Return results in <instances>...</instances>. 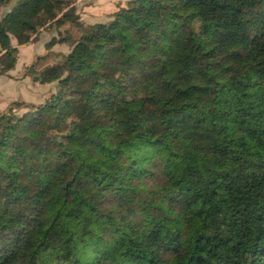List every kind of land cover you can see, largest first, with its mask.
Listing matches in <instances>:
<instances>
[{"label":"trees","instance_id":"obj_1","mask_svg":"<svg viewBox=\"0 0 264 264\" xmlns=\"http://www.w3.org/2000/svg\"><path fill=\"white\" fill-rule=\"evenodd\" d=\"M75 1L0 17V77L11 39L80 32L26 68L55 92L0 115V264H264V0H129L92 25Z\"/></svg>","mask_w":264,"mask_h":264},{"label":"rangeland","instance_id":"obj_2","mask_svg":"<svg viewBox=\"0 0 264 264\" xmlns=\"http://www.w3.org/2000/svg\"><path fill=\"white\" fill-rule=\"evenodd\" d=\"M105 2V0H76L74 5L76 8V13L79 15L80 19H87V17H89L91 14H89L90 12H87L86 9L91 7L94 9L95 7L99 10V12L92 14V20L86 21L92 23H102L107 19L109 20L110 13L112 11H115L116 9L118 10V8H120L118 5H116L115 7L114 5H108ZM16 3L17 0H11L8 5L4 6L0 10V17L4 16L8 11H10V9ZM80 21L82 22V20ZM82 23L86 25L84 22ZM79 36L80 32L76 28L66 24L59 29L54 26L40 29L35 35L31 37L30 42L26 45L18 46L16 44V41L14 39H11V45L13 47H16L18 50L17 64L14 71L12 72L13 77L10 80H8L7 77H0V99H4L6 97L23 98L27 102L18 99L17 101H15V103H25L33 105L42 104L45 99H47L52 93L55 92L56 83H51L39 87L36 86L38 84L32 85L30 80H28L27 82H22L21 78L24 77L26 68L35 63L37 57L39 56H44V59L37 63L36 68L38 69L55 63H61L64 57L70 52L72 44H56L51 49H46V44L52 38L60 39L62 37L69 39L70 42H74L79 38ZM10 105L11 103L8 107H10ZM14 110V112L18 113L24 112V110L19 108H15ZM5 112H3L2 114H4Z\"/></svg>","mask_w":264,"mask_h":264},{"label":"crops","instance_id":"obj_3","mask_svg":"<svg viewBox=\"0 0 264 264\" xmlns=\"http://www.w3.org/2000/svg\"><path fill=\"white\" fill-rule=\"evenodd\" d=\"M106 2V4H108V5H114L115 7H116V5H118L119 7H124L125 6V3L127 2V1H129V0H105ZM116 9V8H115ZM87 10V12H90L89 14H91L89 17H87V19H80V20H82V22H84L86 25H92V24H95V23H92V22H89L90 20H92L93 18V15L92 14H95L96 12H99V10L98 9H96L95 7H94V9L91 7V8H88V9H86ZM89 10V11H88ZM117 10V9H116ZM115 10V11H116ZM115 11H112L111 13H110V15L112 14V13H114ZM85 20V21H84ZM86 20H89L88 22L86 21ZM108 21V19L105 21V22H107ZM105 22H102V23H105ZM96 23H99V22H96ZM101 23V22H100ZM14 70H12V71H10L8 74H7V76H1L2 78H4V77H7L8 78V80H10L12 77H13V75H12V72H13ZM28 80H30V82H31V84L32 85H35V84H38V83H33L32 82V80L31 79H29V77H23V78H21V81L22 82H27ZM36 86H39V87H42V86H44V85H40V84H38V85H36ZM0 96H1V94H0ZM22 100V101H24V102H27L25 99H23V98H14V97H6V98H4V99H0V114H2L3 112H5L6 111V109L8 108V106H9V104L10 103H12V102H15V101H17V100ZM32 103V102H31Z\"/></svg>","mask_w":264,"mask_h":264}]
</instances>
